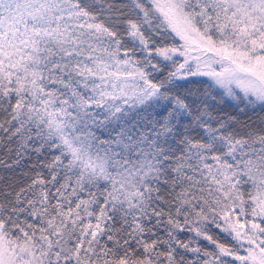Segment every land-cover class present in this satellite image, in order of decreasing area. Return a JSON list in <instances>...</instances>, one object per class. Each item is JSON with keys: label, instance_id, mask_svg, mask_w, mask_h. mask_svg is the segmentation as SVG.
<instances>
[{"label": "snow or ice", "instance_id": "1", "mask_svg": "<svg viewBox=\"0 0 264 264\" xmlns=\"http://www.w3.org/2000/svg\"><path fill=\"white\" fill-rule=\"evenodd\" d=\"M0 264H264V0H0Z\"/></svg>", "mask_w": 264, "mask_h": 264}]
</instances>
